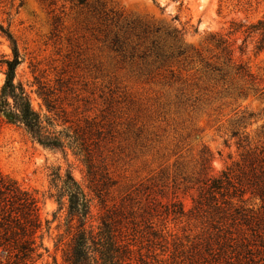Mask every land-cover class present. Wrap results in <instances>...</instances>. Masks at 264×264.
<instances>
[{"label":"rangeland","instance_id":"obj_1","mask_svg":"<svg viewBox=\"0 0 264 264\" xmlns=\"http://www.w3.org/2000/svg\"><path fill=\"white\" fill-rule=\"evenodd\" d=\"M98 1L129 27L158 29L166 40L163 65L112 51L107 27L91 7L69 0H0V22L20 58L14 81L41 113L46 110L34 92L35 79L50 88L61 82L56 108L48 114L57 130L80 134L96 164L108 171L107 183L95 196L85 167L69 148L43 147L11 123L10 115H0V170L38 201L43 248L28 264H64L75 220L67 229L66 201L57 203L53 179L66 170L92 197L87 225L95 227L108 211L122 231L139 228L132 246L136 263L188 264L200 229L192 208L203 151L211 156L208 173L216 174L236 158L235 146L223 144L230 120L248 113L260 117L247 130L264 120V102L252 92L237 95L245 80L229 65L223 64L228 73L222 80L203 72V61L221 63L225 55L210 35L226 39L232 64H241L257 77L258 87L264 86V47L256 48L260 31L247 36L245 26H239L264 19V0ZM169 31H178V40L167 37ZM11 57L0 33V86L4 61Z\"/></svg>","mask_w":264,"mask_h":264},{"label":"trees","instance_id":"obj_2","mask_svg":"<svg viewBox=\"0 0 264 264\" xmlns=\"http://www.w3.org/2000/svg\"><path fill=\"white\" fill-rule=\"evenodd\" d=\"M69 1L92 8L107 27L105 37L112 51L136 55L145 62L161 65L165 62L167 55L162 43L166 40L157 35L158 29H148L146 25L129 27L127 23L119 22V16L112 14L114 12L98 0L91 4L87 0ZM239 26H245L243 32L247 36L260 31L256 48L261 50L264 47V19ZM0 33L8 40L12 51V57L4 61L0 115H10L11 123L21 125L43 147L69 148L85 167L90 190L99 196L108 181L107 167L96 164L94 152L81 141L80 134L69 128L57 130L56 119L48 114L56 108L61 82L57 83L58 87L50 88L35 79L37 87L34 92L41 100L40 108L43 106L47 113L35 110L29 93L20 82L14 81L20 58L15 40L1 22ZM171 35L178 40V31L166 33L167 37ZM132 36L140 42L132 43ZM210 39L225 55L221 63L203 61V72L222 80L228 73L223 64L229 65L238 77L245 80L246 86L238 88L237 95L246 96L252 92L264 102V86L258 87L257 77L241 64H232L233 50L227 40L218 34H211ZM251 116L248 113L247 117L241 115L229 122L223 144H233L236 149V158L229 164L216 174H209L211 156L207 150L201 155V172L195 180L198 194L192 208L200 229L191 243L188 264H264V120L254 129L247 130L260 118ZM101 178L104 182L100 181ZM53 186L57 203L60 205L62 199L66 201V222L70 223L67 229L75 220L74 233L63 253L64 264H138L132 249L135 236L140 232L138 227L122 231V226L108 211L99 217L95 227L87 225L92 197H86L69 170L63 177L57 173ZM37 202L32 192L20 188L0 170V264L33 263L41 255L43 245L37 234L41 227Z\"/></svg>","mask_w":264,"mask_h":264}]
</instances>
